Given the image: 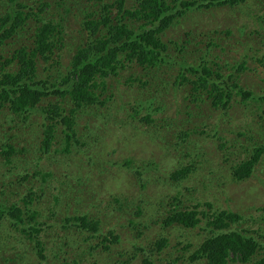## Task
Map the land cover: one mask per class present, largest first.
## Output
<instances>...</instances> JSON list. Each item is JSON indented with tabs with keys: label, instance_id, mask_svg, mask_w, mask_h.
<instances>
[{
	"label": "rangeland",
	"instance_id": "374dc122",
	"mask_svg": "<svg viewBox=\"0 0 264 264\" xmlns=\"http://www.w3.org/2000/svg\"><path fill=\"white\" fill-rule=\"evenodd\" d=\"M23 1L35 13L38 11L37 5L42 3V0ZM48 1L52 7L60 3V0ZM100 1L69 0L67 4L70 8L76 2L78 7L91 12L97 6L98 10L101 8ZM102 2L108 4L107 10L112 18L117 11L115 0ZM124 2L128 8L135 10L139 3L136 0ZM262 5L259 0H248L240 6L190 10L173 26L162 31L161 39L166 44L162 55H165L164 61L167 65L161 64L152 74L141 76V80L147 81L145 91L140 88L138 92L128 89V84L136 85L132 89H136L139 84L138 81L131 80L138 76L132 72L140 70L139 66L129 69L131 64H127L125 68L117 69V75L105 78V88L108 90L100 97L105 99L102 107L110 105L114 108L116 117L110 116L105 122L107 111L99 112L97 107L92 112L75 118V137L65 141V144L59 142L52 152L41 158L37 150L40 141L37 132L34 138L24 139L18 145L12 121L6 122L8 115L0 111V154L20 147L26 149L16 153L11 159L0 155L1 210L2 206L15 201L22 207L20 201L27 197L28 188H40L37 183L39 180L62 189L68 188L65 184L69 181L70 186L75 187H79L77 182L85 183L81 194L87 198L77 213L93 211L101 217L99 230L97 228L93 233L86 231L81 241H76L77 232H72L73 227L68 229L70 236L65 238L55 222L59 225L58 221L72 212L73 208L67 203L66 211L54 215L50 221L54 226L39 236L41 254L35 243L20 231L21 228L11 225L7 218L0 217V264H140L142 256L149 257L148 260L154 264H209L206 258L192 261L187 256L213 232V225L210 223L212 218H209L212 212L226 209L239 212L242 216L249 215V221L233 224L232 228L250 227L255 232L264 230V157L255 165L251 175L241 182L235 181L228 172L229 166L234 163L230 153L235 154L240 141L245 139L248 145L264 142V46L261 45L259 53L250 58L251 61L247 62L248 69L242 74L244 87L249 88L256 99L241 102L240 97L234 95L231 111L229 110L231 117L222 121L224 128L215 125L219 107L211 111L207 107L211 106L210 103L200 104L201 110L192 103L187 111L189 113H180L182 102L188 101L185 95L191 86L187 80L181 85L174 80L181 68L173 63L175 59L196 64L197 55L189 52L209 42L208 32L210 37L218 36V44L208 46L214 53L220 52V61L227 60L232 63L231 61L240 59L250 45L253 49V41H259L264 35ZM61 8L65 10L64 6ZM4 12V8H0V14ZM59 12L62 13L60 10ZM71 13L65 21L64 44L61 51L55 54V60L37 62L38 77L46 81L48 91L58 85L64 88L61 76L65 73L77 42L84 39L77 30L80 17L75 19ZM53 14L58 17L57 12L53 11ZM28 21L35 26L34 19H28L27 23ZM252 32L253 39L250 37ZM28 33L29 31L25 32L26 35ZM74 36L78 37L76 42ZM188 38L191 42L186 41ZM8 46L0 47V64L3 60L1 55L12 49ZM182 46L186 49L185 53H180ZM155 83L162 84L156 86ZM156 87L162 91L161 95ZM204 95L203 92L202 96ZM67 98V94L61 97L59 94L50 93L41 98L40 105L33 109L27 120L41 123L45 113L52 114L46 106L63 102ZM132 99L131 103H126ZM48 100L52 101L48 103ZM246 103L251 108H247ZM55 106L58 111L56 104ZM170 107L172 108L168 112ZM156 115L163 118L162 124L168 121V127L165 138L152 140L144 132L148 130L146 123L138 119L144 116L153 118ZM114 118L116 119L113 123ZM126 122L131 125H124ZM103 124L107 129H115L114 139L110 141L107 137L103 145L99 146L97 142L94 146L93 139L97 141L98 138L93 134ZM241 128L250 132L248 136L236 135V130ZM214 129L220 135L219 138L213 136ZM59 135L62 134L58 131L57 136ZM225 141H228L226 150L219 149V143ZM87 144L94 147L96 155ZM98 152L101 154L98 155ZM240 154L242 157L243 153ZM88 155H92L94 160ZM181 167H188L182 178H171V172ZM136 169L143 171L141 178L137 177ZM47 172L52 174L51 178L48 175L43 178ZM61 182L64 183L60 185ZM74 189L77 191L78 188ZM57 192L55 189V193ZM115 196L121 200L115 199ZM185 208L199 210L195 215L198 221L192 226L169 221V215L177 209ZM128 210L132 212L130 215ZM40 218L44 219L42 215ZM108 231L116 238L111 237L112 241H105L98 246L101 237L111 236ZM250 235L257 237L253 232ZM162 237L167 243L157 249L154 242ZM262 244L264 245V241ZM229 257H232L230 252ZM228 264L242 263L229 261Z\"/></svg>",
	"mask_w": 264,
	"mask_h": 264
},
{
	"label": "trees",
	"instance_id": "16d2710c",
	"mask_svg": "<svg viewBox=\"0 0 264 264\" xmlns=\"http://www.w3.org/2000/svg\"><path fill=\"white\" fill-rule=\"evenodd\" d=\"M102 1L99 3L101 6L99 10L97 6L89 12L84 11L83 7H78L76 2H73L69 8L67 4L69 0H60L59 5L54 7L51 6L48 0H42V3L37 5L38 11L36 13L32 12L31 8H27L23 0L0 1V8H4L5 11L0 14V47L6 45L12 47L9 53L1 55L3 60L0 64V111L8 115L6 122L12 121L18 137V145L24 139L34 138L37 132L38 141L40 138L39 147L37 148L40 152V158L52 152L59 142L65 144V141L75 137V118L82 117L85 113H90L97 107L99 112L107 111L105 122L110 119V116L116 117L115 112H113L114 108L110 105L102 107L105 99H100V97L108 90L105 88V78L109 75H117V69L125 68L127 64H131L129 69L139 66L140 70L132 72L138 76L131 79L132 81H138L139 84L136 89H132L133 86H136L135 84H128V89L138 92L140 88L145 91L147 81L145 79L141 80V76L146 73L152 74L161 64H166V61H164L165 55H162L163 51L166 50V44L161 39V33L164 29L173 26L180 18L185 17L190 10H209L212 7L226 5L231 7L240 6L248 0H136L139 1L136 10L135 8H128L124 0H115L114 4L117 11L112 18L107 10L108 4H104ZM259 1L264 5V0ZM61 6H64L69 13L72 10L71 14L75 19L80 17L77 30L79 36L84 37V39L77 42L65 73L61 76V80L65 84L64 88L62 87V89L58 85L53 90L48 91L46 81L38 77L37 62L39 60L43 62L54 61L55 54L61 51V46L64 44L65 21L69 19V13ZM53 11L57 12L58 17L54 16ZM28 19H34L35 26L29 21L27 23ZM112 19H114V22ZM28 31L29 33L26 35L25 32ZM208 35L211 41L209 40L203 47H197L189 52V54L197 55L196 64L173 59V63L178 64L181 68L174 80L179 82L180 85L187 80L191 86L185 95L188 101L182 102L180 106L181 114L189 113L187 111L192 103L199 109L200 104L210 103L211 106L207 105V107L211 111L219 107L215 125L224 128L222 121H226L231 117L229 112L231 111L234 95L239 96L241 102H245L247 99H256L252 91L244 87L242 74L248 69L247 62L251 61L250 58L259 53L258 49L261 45L264 46V35L259 41H253V49L250 45L247 52L242 53L240 59L231 61L232 63L227 60H223V62L219 60L220 52L214 53L208 46H216L218 36L210 37L209 32ZM252 36L253 32L250 34L251 38ZM77 38V36L73 37L74 42ZM190 40L189 38L186 39V41L191 42ZM213 40H215V43ZM247 41L249 42L248 39ZM179 50L180 53L186 52L184 46ZM161 84L155 83L156 86ZM156 88L158 94L161 95L162 91L158 87ZM203 92L204 96H202ZM50 93L59 94L61 97L67 94L68 98L62 100L63 102L54 101L55 103H50L52 100H48L50 104L46 107L51 110L52 114L44 111L45 115L41 123L27 120L33 109L40 105L41 98ZM132 101L133 99L128 100L126 103ZM245 106L251 108L249 103H246ZM171 108H168V112ZM147 117L149 116L139 118L138 121L146 123L148 130L144 132L148 135V138L152 140L154 138H165L168 121L162 124L163 118H159L158 115L153 118ZM115 119L112 120L113 123ZM124 125H131V123L126 122ZM58 131L62 135L57 136ZM114 131L115 129H107L104 124L101 128L99 125L98 131L93 134L98 138L97 141L93 139L94 146L97 142L99 146L103 145L105 143L104 139L107 137L110 138V141L113 140ZM249 133L243 128L236 130L237 136H248ZM213 136L220 137L216 129L213 131ZM227 142H220L217 147L226 150ZM249 145L247 140L243 139L239 143V149L235 150V154L230 153L233 156L231 161L234 163L229 166L228 172L237 182H241L250 176L255 165L262 161L264 157V142ZM86 146L96 155L94 147L90 144ZM23 150L26 149L23 147L15 150L10 149L0 155L11 159L16 153ZM240 152L243 153L242 157ZM99 154L101 153L98 152ZM92 155L88 156L93 161ZM48 157L46 158L48 159ZM227 159L228 157L225 160ZM187 169L188 167H181L173 170L170 174L171 178L180 180ZM135 173L138 178L144 175L140 169H136ZM47 175L50 178L52 177V174L47 172L43 178ZM37 183H39L40 188L33 189L32 186L28 188L27 197L20 201L22 207L18 204V201L2 206L0 217L7 218L11 225L18 227V229L21 228L20 231L24 233V236L27 235L28 239L35 243L39 254L42 250L39 246V236L54 226V223L50 221L54 215L66 211L67 203L69 207L73 208L72 212L65 214L64 218L58 221L59 225L55 222V226L62 230V235L65 238L68 235L70 236L71 232H68V229L71 227L74 228L72 232L85 230L93 233L97 228L99 230L101 217L98 214L86 210L77 213V210L83 206L87 198L86 195L81 194L85 183L77 182L76 184L79 187H75L70 186V182L67 181L65 186H68V188L63 189L48 185L46 182L41 183L40 180ZM63 183L61 182L60 185ZM74 188H78L77 191ZM55 189L59 193H55ZM115 199L121 200L117 196H115ZM208 206H210L209 203ZM198 212L200 211L190 208L177 209L168 217L169 221L192 226L198 221V218L195 217ZM205 212L207 215L206 210ZM128 213L130 215L132 212L128 210ZM135 213L138 214L137 211ZM41 215L44 219L40 218ZM249 217V215L248 217L242 216L239 212L226 209L212 212L209 218H212L210 223L213 225L211 227L213 232L198 244L190 254V260L206 258L209 264H228L229 261H239L242 264H264V245L259 241L260 238H264V230L260 229L255 232L250 227L244 229L232 228L233 224L249 221L247 219ZM252 232L257 237L250 235ZM138 234H140V231H138ZM108 235L111 236H104L100 240V244L110 241V238L114 236L110 231H108ZM75 239L78 242L81 241L79 233L76 234ZM155 243L157 248H160L166 245L167 240L162 237L156 240ZM229 252L232 257L228 258ZM135 256L133 255V257ZM148 259L149 257L142 256L140 264H152Z\"/></svg>",
	"mask_w": 264,
	"mask_h": 264
},
{
	"label": "clouds",
	"instance_id": "9594fccd",
	"mask_svg": "<svg viewBox=\"0 0 264 264\" xmlns=\"http://www.w3.org/2000/svg\"><path fill=\"white\" fill-rule=\"evenodd\" d=\"M202 10H204V9H202ZM142 215H143V213H142ZM141 216V215H140ZM86 231L85 230H80V231H78L77 230V233H79L80 234V236H81V238H83V237H85V235H84V233H85ZM104 237V236H103ZM103 237H101L100 238V240L103 238ZM116 237H113L112 239H115ZM110 241H112V240H110ZM259 241L260 242H263L264 241V238H260L259 239ZM156 242V241H155ZM154 242V243H155ZM201 243V242H200ZM101 244H100V241H99V243H98V246H100ZM155 246H156V243H155ZM157 247V246H156ZM163 247V246H162ZM90 248H92V249H95V247H92V246H90ZM161 248V247H160ZM160 248H157V249H160ZM190 254H191V252L188 254V256H187V258L190 260ZM193 261V260H192ZM152 264H154V263H152ZM158 264H160V263H158ZM167 264H169V262L167 263Z\"/></svg>",
	"mask_w": 264,
	"mask_h": 264
}]
</instances>
